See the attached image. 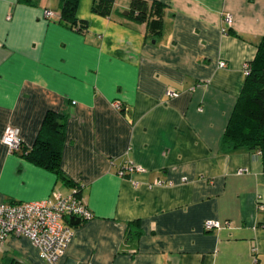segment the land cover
Masks as SVG:
<instances>
[{"label": "crops", "instance_id": "1", "mask_svg": "<svg viewBox=\"0 0 264 264\" xmlns=\"http://www.w3.org/2000/svg\"><path fill=\"white\" fill-rule=\"evenodd\" d=\"M130 1L101 15L78 0V31L60 21L62 0H0V204L71 192L21 154L51 109L65 116L60 167L93 214L68 220L57 264H264L262 160L221 142L264 33V0H145L165 4L161 35L122 14ZM8 125L23 141L15 152L2 143ZM39 253L8 235L0 264H47Z\"/></svg>", "mask_w": 264, "mask_h": 264}, {"label": "trees", "instance_id": "2", "mask_svg": "<svg viewBox=\"0 0 264 264\" xmlns=\"http://www.w3.org/2000/svg\"><path fill=\"white\" fill-rule=\"evenodd\" d=\"M34 1L19 0L27 4H32ZM77 1L62 0L59 17L65 25L80 31L84 28L85 21L76 16ZM113 2L114 0H94L93 10L106 15L112 10ZM130 2L127 16L136 23L144 22L147 25L148 34L161 35L165 4L158 1L149 3L145 0H131ZM228 33H230L229 30ZM256 47L255 58L248 66L246 83L221 142L222 147L229 150L243 147L254 151L260 156L264 168V33ZM64 117L62 113L48 110L33 147H23L21 154L53 170L70 187L76 188L77 193L80 194V184L69 178L60 167L61 149L65 140Z\"/></svg>", "mask_w": 264, "mask_h": 264}, {"label": "built area", "instance_id": "3", "mask_svg": "<svg viewBox=\"0 0 264 264\" xmlns=\"http://www.w3.org/2000/svg\"><path fill=\"white\" fill-rule=\"evenodd\" d=\"M51 15L50 11L45 12ZM226 27L229 28L232 16L226 15L223 19ZM225 28L223 31L227 30ZM225 67L224 62H220L219 68ZM245 74H248V65H244ZM169 95H176L172 91H167ZM115 108H122V103L113 102ZM2 143L8 147L10 152L18 151L22 148L23 141L19 135V130L15 126L8 125L2 134ZM128 172L133 170H143L140 166L129 164L126 168ZM124 175L125 170L118 173ZM76 188L66 195L53 194L52 199L41 200V202H18L0 204V243L8 235L26 236L39 250L42 260L47 264H57L58 260L65 254L66 247L73 238L74 229L67 222L70 218L79 217L81 221L88 220L92 213L82 201ZM219 221L208 220L205 223L206 229L219 227ZM253 250V249H252Z\"/></svg>", "mask_w": 264, "mask_h": 264}, {"label": "water", "instance_id": "4", "mask_svg": "<svg viewBox=\"0 0 264 264\" xmlns=\"http://www.w3.org/2000/svg\"><path fill=\"white\" fill-rule=\"evenodd\" d=\"M145 10V8H144ZM129 10H125L122 14L126 15L128 14ZM81 221V219L79 217H76V218H70L69 222L70 224L72 225H77V223H79Z\"/></svg>", "mask_w": 264, "mask_h": 264}]
</instances>
